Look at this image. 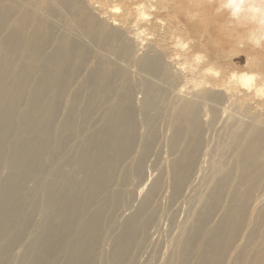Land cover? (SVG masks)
I'll return each instance as SVG.
<instances>
[{
	"label": "bare ground",
	"instance_id": "bare-ground-1",
	"mask_svg": "<svg viewBox=\"0 0 264 264\" xmlns=\"http://www.w3.org/2000/svg\"><path fill=\"white\" fill-rule=\"evenodd\" d=\"M115 1L0 0V264H264V101L175 52L226 9Z\"/></svg>",
	"mask_w": 264,
	"mask_h": 264
},
{
	"label": "rangeland",
	"instance_id": "rangeland-1",
	"mask_svg": "<svg viewBox=\"0 0 264 264\" xmlns=\"http://www.w3.org/2000/svg\"><path fill=\"white\" fill-rule=\"evenodd\" d=\"M177 1H178V3H177ZM185 1H189V0H183L182 3H185ZM190 1L195 2L196 0H190ZM218 1H219V3H218L219 6H222L225 2H227V0H222V2L220 0H218ZM238 2L243 3V4H248V5L264 4V0H239ZM167 3H168V5L172 6L173 3L180 4V0H174V1L171 0V1H167ZM214 3H215L214 0L207 1V5H209V6H210V4H214ZM177 4H176V6H177ZM114 5L117 7L119 6L118 9L115 10L116 14H120L123 12L124 6L122 5L121 2L116 0L114 2ZM145 6H148V5H145ZM145 6H143V9L141 11H139L140 13L137 10L136 14L141 19L148 20V19L154 17V14L151 12L152 11L155 12L154 11L155 8L153 5H150L148 7H145ZM151 9H153V10H151ZM225 9H226V12H223V13H218V12H215V13L204 12L203 13V12H200V13H195V14H197L196 17H188L191 20V26H192V27L190 26V28L187 30V33L188 32L190 33V34L188 33L190 35L189 37L191 38V39L189 38V40H188L190 43L188 41H187L188 43L186 42L187 47H185L186 45L184 46L183 43H178L179 45L176 47L175 52H178V51L184 52L185 50L188 49V47L191 43H193L194 41L199 39L200 42H202L203 44H202L200 50L198 51L199 54H198V52H195V54L202 56L205 59V62H207L206 61L208 58L207 55L210 54V52H211V54L215 53L216 56H218V55H220V53L223 54L225 52L224 49H226L227 56L222 57L218 60L213 59L211 61V63L204 68L203 74L206 75V77H215L216 79L218 78L217 80L221 84L219 88L224 89L226 94L233 98L234 103H236L235 106L240 107L244 110V107L241 106L242 102H244L245 108H246V105L248 102H253L255 100V102L251 103L253 105V104H256L257 100L264 101V45L257 48L248 42V33L250 30H252L255 27L253 17L256 15V13L251 12V11H237V10L227 9V8H225ZM142 11H144V12L146 11V12L144 13ZM150 16H152V17H150ZM199 16H200V18H199ZM178 19L179 18L175 15L167 18V20L176 21V23L179 24L180 20H178ZM198 19H202V20L198 21ZM167 20H165V21L167 22ZM165 21H164V23H165ZM196 22L198 24H196ZM202 23H203V25H202ZM198 25L199 26L201 25L202 28L199 27ZM198 28H201V30L200 29L198 30ZM144 29H146V28H144ZM212 30H214V31H212ZM142 31L143 30H141V32ZM205 31L207 33H205ZM141 32H139V34L136 35V37L134 36L135 37L134 40L136 41L138 47L145 48V46L148 44V41L151 38H153V36L149 33L148 29L143 31V33H141ZM193 32H194V34H191ZM195 32H197V33L195 34ZM209 33L210 34L212 33V34L210 35ZM213 37H214V39H213ZM193 38H196V39H193ZM179 39H181V38H179ZM216 39L218 41H216ZM212 40L215 43V45H213L214 43L211 42ZM171 46H176V45L174 43H172ZM228 47H230V48H228ZM218 52H220V53H218ZM203 53H205V55H203ZM206 53H207V55H206ZM215 54H212V55H215ZM189 56H191V55H189ZM220 56H222V55H220ZM191 57L195 58L194 56H191ZM205 57H207V58H205ZM180 60H184V57L182 55L179 56V61ZM226 61H227V63H226ZM190 62L196 63V61H193L192 59H190ZM190 62L188 64H185L184 67H187V65L189 67ZM213 62H215V63H213ZM220 62L222 64H220ZM255 65H256V67H255ZM223 66H225V67H223ZM255 68H258V69L255 70ZM239 73L241 75L243 73L248 74L250 76L253 75V81L255 83L252 82L251 88L244 87L240 82H238L236 77H232L234 74L240 75ZM188 75L190 76V74H188ZM199 75L201 76L202 74H199ZM258 80H259V82H257ZM245 88L248 90V92ZM257 89H258V91H257ZM246 94H249L250 97L249 98L245 97ZM245 99H247V100H245ZM153 171H154L153 168H151L150 173H152ZM150 173H148V175Z\"/></svg>",
	"mask_w": 264,
	"mask_h": 264
},
{
	"label": "clouds",
	"instance_id": "clouds-1",
	"mask_svg": "<svg viewBox=\"0 0 264 264\" xmlns=\"http://www.w3.org/2000/svg\"><path fill=\"white\" fill-rule=\"evenodd\" d=\"M221 7L237 11H251L255 27L248 33V42L259 48L264 45V4H243L238 0H227ZM246 19V18H245Z\"/></svg>",
	"mask_w": 264,
	"mask_h": 264
}]
</instances>
